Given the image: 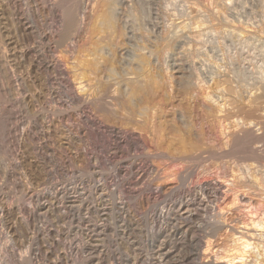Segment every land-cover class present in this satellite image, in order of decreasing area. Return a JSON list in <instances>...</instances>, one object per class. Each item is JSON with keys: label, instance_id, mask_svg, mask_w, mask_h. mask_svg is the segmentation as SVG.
<instances>
[{"label": "rangeland", "instance_id": "374dc122", "mask_svg": "<svg viewBox=\"0 0 264 264\" xmlns=\"http://www.w3.org/2000/svg\"><path fill=\"white\" fill-rule=\"evenodd\" d=\"M103 1H80L77 32L60 45L61 0H0V264H95L94 246L107 254L100 252L105 264H117L114 258L129 264H165L168 259L202 264L209 258L214 263L236 252L233 234L264 225V0H117L118 31L112 41L119 46L125 37L127 48L118 59L125 65L118 64L115 74L118 68L119 77L130 72L124 69L135 67L130 63L141 50L151 56V74L175 91V98L166 100L158 90L153 101L158 108L145 133L136 118L126 119L121 96L113 90L115 76L109 82L108 72L100 74L101 83H113L110 88L99 83L100 96H94V85L79 88L91 11ZM121 30L126 33L122 38ZM166 43L173 48L164 59L159 50ZM180 73L191 83L170 76ZM183 83L191 85L187 93L181 91ZM218 87L219 92L226 87L225 95ZM208 94L222 97V112L210 108ZM185 205L190 211L182 210ZM92 217L99 224L113 217L104 221L109 225L102 243L94 237Z\"/></svg>", "mask_w": 264, "mask_h": 264}, {"label": "bare ground", "instance_id": "6f19581e", "mask_svg": "<svg viewBox=\"0 0 264 264\" xmlns=\"http://www.w3.org/2000/svg\"><path fill=\"white\" fill-rule=\"evenodd\" d=\"M73 1H75V0H61V9H62V6H63V8H64V10H63V17H62V21H63V28H64V30L62 31V33L60 34V36H59V40H58V42L60 41V45H62V44H64L65 42L67 43L68 42V40H69V42H70V39H71V37L73 36V35H75L74 34V32L77 30V28H78V26H79V12H80V9L81 8H83V7H80V1L79 2H76V3H74ZM84 1V0H83ZM101 1V0H100ZM120 1V0H119ZM119 1H117V0H104L103 2H101V3H99V2H97L98 3V5L96 6V5H94V6H96V9L93 7V11H91L92 13H91V17H90V21H89V28H88V34L90 35V44H89V46H88V44H87V46H88V48L87 49H85V51H84V55L85 56H83L84 57V59L82 60L81 59V66L80 65H78V66H80V68H81V70L79 69V68H77L75 65H73V66H75L74 68H77V69H79V73L82 75V79L83 80H80V78H79V80H80V82L78 81V83H79V88L80 89H82V90H84L85 91V83H86V86H90V89H91V87H93V85H94V96H96V95H98L97 93H98V90L96 91V87L98 86V84L100 83V84H104V87L103 88H105L106 86V88H110L111 87V85L113 84L112 82H114V80L112 79V84L110 85L109 84V82H110V78H112L113 76H115L116 78H115V81L117 82H115L116 84H113L114 85V87H115V89H113L114 90V93L115 94H117V96L119 97V96H121V99L119 98V100L121 101V104H122V107H124V109H125V113H124V109H122V111H123V113H124V115L126 116V119L128 118H130V119H132V120H134V122H135V118L137 119V121L136 122H138V125L140 124L141 125V127H139L138 126V128H141L142 130H139V129H137V130H139L140 132L142 131L143 133H145V130H146V132L148 131L147 129H148V127L149 128H151V126H152V122L154 121V119L152 118V117H154V115L152 114L155 110L154 109H156V108H158V106H157V103H156V105H155V103L153 102L154 100H155V97H157L156 96V94L158 95V93H159V89H162V91H163V93L165 94V96L167 97H165L166 98V100L167 99H169V100H172V99H174L175 97V95L173 94V93H175V91H173V93H172V90H174V89H171L172 87H170L171 85V83L168 85V83L166 84V85H164L163 83H160V81H158V76L156 75V74H151V68H150V62H151V56L149 57L146 53H142L143 51H136L135 49H134V51H136V52H138V53H136V55H135V53L133 54V55H135V56H133V59L134 60H132V57H131V59L130 60H132L133 62H131L130 64H132V63H134L135 64V67H133L132 69H131V67L132 66H128V67H130V69H128V68H125V66H123L124 68H122V69H124V70H126L127 72L129 71V70H131L130 72H128L127 74H130V75H132L131 77H128V76H130V75H123L122 76V74H121V77H119L120 75H119V73H120V68H118V72L115 74V72H116V68L117 67H119L118 66V64H124L123 62H122V59H121V62L120 61H118V59H119V57L121 56V55H125V53H123V51L124 50H126V46H125V42H124V38H123V40L122 41H120L119 42V46H117V44L115 45V41L113 42L112 40H113V38H115V32H116V30H117V25H118V18L116 17V12L118 13V11H116V9H118V7H117V4L119 3ZM222 1V0H221ZM59 2V1H58ZM71 2H73L72 4H70ZM126 2V1H125ZM152 2V1H151ZM228 2V1H227ZM84 3V2H83ZM213 3V2H212ZM144 4V3H143ZM161 4V3H160ZM146 6V5H145ZM232 6V5H231ZM55 7V6H54ZM121 7V6H120ZM225 7V6H224ZM35 9V8H34ZM152 9V8H151ZM159 9V8H158ZM59 10V9H58ZM82 10V9H81ZM175 10V9H174ZM143 11V10H142ZM150 11V10H149ZM218 11V10H217ZM233 11V10H232ZM82 12V11H81ZM135 12V11H134ZM164 12V11H163ZM34 13V12H33ZM148 13V12H147ZM193 13H194V11H193ZM218 13V12H217ZM125 14V13H124ZM82 15V14H81ZM43 16V15H42ZM59 16V15H58ZM150 16V15H149ZM84 17V16H83ZM130 17V16H129ZM181 17V16H180ZM2 18V17H1ZM31 18V17H30ZM134 18V17H133ZM201 19V18H200ZM211 20V19H210ZM35 21V20H34ZM81 21V20H80ZM124 21V20H123ZM189 21V20H188ZM191 21V20H190ZM229 21V20H228ZM84 22V21H83ZM164 23V22H163ZM193 23V22H192ZM225 23V22H224ZM228 23V22H227ZM84 24H85V22H84ZM211 24V23H210ZM181 26V28L180 29H186V25H184V24H180ZM84 26V25H83ZM88 26V25H87ZM145 26V25H144ZM171 26H172V24H171ZM205 26V25H204ZM211 26V25H210ZM220 26V25H219ZM30 27V26H29ZM84 28V27H83ZM126 28V27H125ZM176 28V27H175ZM179 28V27H178ZM224 28H225V26H224ZM124 29V28H123ZM122 29V30H123ZM207 29V28H206ZM121 30V38L123 37V36H126L124 33H123V31ZM179 30V29H178ZM182 30V31H183ZM225 30H226V28H225ZM263 30V29H262ZM118 31V30H117ZM126 31V30H125ZM134 31V30H133ZM139 31V30H138ZM150 31V30H149ZM168 31V30H167ZM185 31V30H184ZM209 31V30H208ZM77 32V31H76ZM212 32V31H211ZM129 33V32H128ZM178 33V32H177ZM221 33V32H220ZM30 34V33H29ZM78 34V33H77ZM201 34V33H200ZM222 34V33H221ZM237 34V33H236ZM119 35V34H118ZM169 35V34H168ZM214 35V34H213ZM227 35V34H226ZM229 35V34H228ZM53 36V35H52ZM85 36V35H84ZM216 36V35H215ZM241 36V35H240ZM44 37V36H43ZM164 37V36H163ZM166 37V36H165ZM198 37V36H197ZM89 38V37H88ZM171 38V37H170ZM203 38V37H202ZM108 41H107V40ZM127 39V38H126ZM151 39V38H150ZM175 39V38H174ZM193 39V38H192ZM75 40V39H74ZM121 40V39H120ZM172 40H173V37H172ZM195 40H197V39H195ZM218 40V39H217ZM56 41V40H55ZM89 41V40H88ZM88 41H87V43H88ZM111 41H112V44H111ZM57 42V43H58ZM132 42V41H131ZM134 42V41H133ZM200 42V41H199ZM224 42V41H223ZM48 43V42H47ZM83 43V42H82ZM173 43V42H172ZM172 43H169V44H167L166 43V46H164L163 44V48L161 47V49L159 50V53H157V54H159V55H161L162 57L161 58H164L165 59V57H167V55L168 54H170V51H172ZM175 43V42H174ZM219 43V42H218ZM86 45V44H85ZM85 45H84V47H85ZM176 45V44H175ZM215 45V44H214ZM223 45V44H222ZM262 45V44H261ZM83 46V45H82ZM36 47H37V45H36ZM44 47V46H43ZM80 47V46H79ZM126 47V48H125ZM138 47V46H137ZM191 48V47H190ZM217 48V47H216ZM36 49V48H35ZM129 49V48H128ZM221 49V48H220ZM79 50V49H78ZM84 50V49H83ZM83 50H81L82 52H83ZM137 50H139V49H137ZM197 50V49H196ZM262 50V49H261ZM75 51V50H74ZM133 51V52H134ZM145 51V50H144ZM150 51V50H149ZM154 51V50H153ZM213 51V50H212ZM220 51V50H219ZM129 52V51H128ZM214 52V51H213ZM80 53V52H79ZM79 53H78V56H81V55H79ZM220 53V52H219ZM74 54V53H73ZM174 54V53H173ZM176 54V53H175ZM210 55V54H209ZM62 56V55H61ZM52 57V56H51ZM63 57V56H62ZM82 57V56H81ZM122 57H124V56H122ZM128 57V56H127ZM126 57V58H127ZM50 58V57H49ZM75 58V57H74ZM76 58L78 59V58H80V57H77V55H76ZM121 58V57H120ZM129 58V57H128ZM127 58V59H128ZM71 59V58H70ZM76 59V60H77ZM157 59V58H156ZM167 59V58H166ZM65 60V59H64ZM69 60V59H68ZM75 60V61H76ZM78 61H79V59H78ZM212 61V60H211ZM167 62V61H166ZM222 62V61H221ZM45 63V62H44ZM128 63H129V60H128ZM127 63V64H128ZM46 64V63H45ZM73 64H74V62H73ZM117 64V65H116ZM129 64V65H130ZM170 64V63H169ZM221 64V63H220ZM48 65V64H47ZM125 65V64H124ZM43 66V65H42ZM73 66H71V67H73ZM134 66V65H133ZM170 66V65H169ZM191 66V65H190ZM206 66V65H205ZM209 66V65H208ZM122 67V66H121ZM168 67V66H167ZM174 67V66H173ZM3 68V67H2ZM169 68V67H168ZM155 69V68H154ZM164 69V68H163ZM172 69V68H171ZM72 70H73V68H72ZM153 70V69H152ZM76 71V70H75ZM80 71H82V72H80ZM103 71H106V72H108V79H109V82L108 81H105L104 83H101V81L99 80V77H100V74H102V72ZM174 71H175V68H174ZM173 71V72H174ZM181 71V70H180ZM183 71V70H182ZM186 71V70H185ZM68 72V71H67ZM73 72V71H72ZM123 72H125V71H122V73ZM168 72H170L169 70H168ZM105 73V72H104ZM103 73V74H104ZM153 73V72H152ZM170 73H172V72H170ZM176 73H179V72H176ZM188 73V72H187ZM107 74V73H106ZM115 74V75H114ZM180 74H182V73H180ZM78 75V74H77ZM159 75V74H158ZM169 75V74H168ZM168 75H167V77H168ZM200 75V74H199ZM202 75V74H201ZM74 76H76V72H75V75ZM79 76V75H78ZM104 76V75H103ZM126 76V77H125ZM170 76H172V78H176L177 80L178 79H180L179 80V82L182 80L183 82L186 80L185 79V77H183V74L181 75V76H179V77H177L176 75H174V74H172V75H170ZM174 76V77H173ZM232 76V75H231ZM122 77H125V78H122ZM128 77V78H127ZM101 78V77H100ZM105 78H107V76H105ZM114 78V77H113ZM171 78V77H170ZM183 78V79H182ZM214 78V77H213ZM84 79H86L85 81H84ZM176 79H174V80H176ZM185 79V80H184ZM119 80V81H118ZM165 80V79H164ZM168 80H170V79H168ZM173 79H172V82L174 81ZM176 80V83L178 82ZM163 81V80H162ZM187 81V80H186ZM185 81V82H186ZM70 82V81H69ZM170 82V81H169ZM189 82L190 81H187L186 82V84L188 83L189 84ZM202 82V81H201ZM204 82V81H203ZM231 82V81H230ZM87 83H88V85H87ZM164 83H166V82H164ZM174 83V82H173ZM172 83V84H173ZM175 83V84H176ZM191 83V82H190ZM194 83V82H193ZM180 84H181V82H180ZM184 85H183V88L181 87V86H179V87H181L182 88V92L184 93H187L189 90L188 89H190V87H191V85L190 86H188V85H185V83H183ZM206 84V83H205ZM224 84V83H223ZM225 84H227L226 82H225ZM260 84V83H259ZM109 85H110V87H109ZM113 85H112V87H113ZM174 85V84H173ZM194 85V84H193ZM193 85H192V87H193ZM201 85V84H200ZM215 85V84H214ZM229 85H230V87H232V85L231 84H228V87H229ZM63 86V85H62ZM99 86H101V85H99ZM118 86V87H117ZM195 86V85H194ZM227 86V85H226ZM236 86V85H235ZM121 87H125V90H121ZM174 87V86H173ZM178 87V86H177ZM228 88L227 90H228V92H232L233 94H234V92H233V90H231L232 88ZM260 87V86H259ZM89 88V87H88ZM99 88V87H98ZM180 88V89H181ZM226 88V87H225ZM224 88V89H225ZM264 88V87H263ZM100 89H101V87H100ZM99 89V90H100ZM122 89H124V88H122ZM178 89V88H177ZM176 89V90H177ZM224 89H221V91L219 92V87H218V93H220L221 95H223L224 94V92H226V89L224 90ZM235 89V88H234ZM77 90V89H76ZM86 90H89V89H87L86 88ZM106 90H108V89H106ZM105 90V91H106ZM192 90V89H191ZM243 90V89H242ZM73 91V90H72ZM75 91V90H74ZM104 91V92H105ZM89 92H91V91H89ZM181 92V93H182ZM204 92V91H203ZM216 92V91H215ZM238 92V91H237ZM86 93H87V91H86ZM106 93V92H105ZM111 93H112V91H111ZM113 93V94H114ZM119 93V94H118ZM217 93V92H216ZM217 93V94H218ZM88 94V93H87ZM100 94V93H99ZM114 94V95H115ZM163 94V95H164ZM195 94V93H194ZM236 94V93H235ZM234 94V95H235ZM238 94V93H237ZM90 95H92V94H90ZM100 95H102V92H101V94ZM100 95H98V96H100ZM162 95V96H163ZM174 95V96H173ZM225 95V94H224ZM106 96V95H105ZM117 96H115V97H117ZM242 96V95H241ZM87 97V96H86ZM115 97H114V100H118V97L115 99ZM164 97V96H163ZM188 97V96H187ZM197 97V96H196ZM75 98V97H74ZM104 98V97H103ZM160 98V97H159ZM201 98V97H200ZM255 98V97H254ZM107 99V98H106ZM109 99H110V97H109ZM194 99V98H193ZM221 99H222V97H219V96H211L210 94H208L207 96H206V98H205V100L210 104V108H212L213 110H215V112L217 111L218 113H220V112H222L223 111V109H224V107H225V103L222 105L221 104ZM257 99V98H256ZM76 100V99H75ZM164 100V99H163ZM165 100V101H166ZM168 100V101H169ZM224 100H225V98H224ZM100 101V100H99ZM104 101V100H103ZM161 101V100H160ZM167 101V102H168ZM223 101V100H222ZM229 101V100H228ZM227 101V102H228ZM233 101V100H232ZM102 102V101H101ZM117 102V101H116ZM175 102V101H174ZM234 102V101H233ZM115 103V102H114ZM118 103V102H117ZM159 103V102H158ZM163 103V102H162ZM232 103V102H231ZM239 103V102H238ZM263 103V102H262ZM100 104V103H99ZM161 104V103H160ZM208 104V105H209ZM93 105H95V104H93ZM109 105V104H108ZM111 105V104H110ZM159 105V104H158ZM230 106H232L231 104H229ZM234 105H235V103H234ZM157 106V107H156ZM166 106V105H165ZM110 107V106H109ZM257 107V106H256ZM113 108V107H112ZM121 108V107H120ZM119 108V109H120ZM209 108V109H210ZM79 109V108H78ZM108 109H110V108H108ZM114 109V108H113ZM117 109V108H116ZM183 109V108H182ZM94 110V109H93ZM100 110V109H99ZM115 110V109H114ZM114 110H110V111H114ZM121 110V109H120ZM154 110V111H153ZM164 110V109H163ZM247 110V109H246ZM101 111H102V109H101ZM109 111V110H108ZM116 111V110H115ZM153 111V112H152ZM159 111H161V110H159ZM241 111V110H240ZM152 112V113H151ZM157 112V111H156ZM101 113H103V112H101ZM118 113V112H117ZM155 113V112H154ZM158 113V112H157ZM186 113V112H185ZM246 113V112H245ZM263 113H264V110H263ZM113 114L115 115L116 113H114L113 112ZM159 114V113H158ZM162 114H164V113H162ZM222 114V113H221ZM99 115V114H98ZM101 115V114H100ZM114 115H112L111 117H113ZM119 115V114H118ZM151 115H153V116H151ZM160 115V114H159ZM220 115V114H219ZM176 116V115H175ZM117 117H119V116H117ZM250 117V116H249ZM134 118V119H133ZM159 118V117H158ZM129 119V120H130ZM152 119H153V121H152ZM209 119V118H208ZM160 120V119H159ZM204 120H205V118H204ZM225 120V119H224ZM169 121V120H168ZM236 121V120H235ZM127 122L128 121H126V124H127ZM130 123H132V121H129ZM128 122V123H129ZM133 122V123H134ZM234 122V121H233ZM250 122V121H249ZM129 123V125H131ZM164 123V122H163ZM169 123V122H168ZM240 123V122H239ZM243 123V122H242ZM174 124V123H173ZM183 124V123H182ZM195 124V123H194ZM232 124V123H231ZM128 125V124H127ZM137 125V124H136ZM135 125V126H136ZM242 125V124H241ZM248 125V124H247ZM126 126V125H125ZM133 126H134V124H133ZM157 126V125H156ZM162 126V125H161ZM200 126V125H199ZM211 126V125H210ZM129 127V126H128ZM132 127V126H131ZM130 127V128H131ZM155 127V126H154ZM170 127V126H169ZM177 127V126H176ZM175 127V128H176ZM180 127V126H179ZM184 127H186L185 125H184ZM195 127V126H194ZM220 127V126H219ZM234 127V126H233ZM245 127V126H244ZM136 128V127H135ZM134 128V129H135ZM196 128V127H195ZM251 128V127H250ZM158 129H161V128H158ZM130 130V129H129ZM150 130V129H149ZM185 130V129H184ZM236 130V129H235ZM257 130V129H256ZM128 131V130H127ZM156 131H157V129H156ZM181 131V130H180ZM203 131V130H202ZM160 132V131H159ZM173 132V131H172ZM237 132V131H236ZM149 133V132H148ZM147 133V134H148ZM157 133H158V131H157ZM156 133V134H157ZM223 133V132H222ZM241 133V132H240ZM155 134V133H154ZM159 135H160V133H159ZM152 136V135H151ZM154 136V135H153ZM176 136V135H175ZM248 136V135H247ZM185 137V136H184ZM224 137V136H223ZM235 137V136H234ZM133 138V137H132ZM145 138V137H144ZM244 138V137H243ZM242 138V139H243ZM252 138V137H251ZM146 139V138H145ZM152 139V138H151ZM161 139V138H160ZM179 139V138H178ZM142 140V139H141ZM158 141V140H157ZM150 142V141H149ZM153 142V141H152ZM245 142V141H244ZM148 143V142H147ZM151 143V142H150ZM149 143V144H150ZM156 143H158V142H156ZM155 143V144H156ZM154 144V145H155ZM157 145V144H156ZM173 145V144H172ZM98 146V145H97ZM105 146V145H104ZM135 146V145H134ZM192 146V145H191ZM249 146V145H248ZM150 147V146H149ZM244 147V146H243ZM255 147V146H254ZM263 147V146H262ZM166 148V147H165ZM219 148V147H218ZM242 148V147H241ZM214 149V148H213ZM220 149V148H219ZM158 150V149H157ZM191 151H194V150H197V147H192V149H190ZM145 151V150H144ZM226 151V150H225ZM150 152V151H149ZM196 152V151H195ZM194 152V153H195ZM169 152H167V154H168ZM190 151L187 153L188 155H193V152H191L190 154ZM197 154V153H196ZM225 154V153H224ZM252 154V153H251ZM263 154V153H262ZM177 155V154H176ZM173 156V155H172ZM151 157H152V154H151ZM161 157V156H160ZM174 157V156H173ZM184 157V156H183ZM183 157H182V159H183ZM219 157V156H218ZM154 158V157H153ZM188 158V157H187ZM202 158V157H201ZM159 159V158H158ZM161 159V158H160ZM163 159V158H162ZM198 159V158H197ZM158 161V160H157ZM198 161V160H197ZM249 163V162H248ZM135 164V163H134ZM182 164V163H181ZM199 164V163H198ZM167 165V164H166ZM213 165V164H212ZM245 165V164H244ZM251 165V164H250ZM163 166V165H162ZM191 166V165H190ZM237 166V165H236ZM75 167V166H74ZM154 167H155V165H154ZM213 167V166H212ZM225 167V166H224ZM240 167V166H239ZM69 168V167H68ZM210 168V167H209ZM218 168V167H217ZM226 168V167H225ZM158 169V168H157ZM264 169V168H263ZM245 170V169H244ZM54 171V170H53ZM141 171H143V170H141ZM176 171V170H175ZM228 171V170H227ZM80 172V171H79ZM246 172V171H245ZM251 172V171H250ZM53 173V172H52ZM95 173V172H94ZM93 173V174H94ZM169 173V172H168ZM236 173V172H235ZM46 175V174H45ZM171 175H172V173H171ZM196 175V174H195ZM237 175V174H236ZM240 175V174H239ZM166 176V175H165ZM188 176V175H187ZM158 177V176H157ZM168 177H173V176H167V178ZM175 177V176H174ZM173 177V178H174ZM251 177V176H250ZM82 178V177H81ZM159 178H160V176H159ZM172 178V179H173ZM262 178V177H261ZM73 179V178H72ZM82 180V179H81ZM84 180V179H83ZM105 180V179H104ZM158 180H160L159 182H161V179H158ZM262 180V179H261ZM39 181V180H38ZM73 181V180H72ZM90 182H91V180H89ZM88 181V182H89ZM93 181H94V178H93ZM99 181V180H98ZM141 181V180H140ZM154 181V180H153ZM171 181V180H170ZM205 181V180H204ZM218 181V180H217ZM231 181V180H230ZM241 181H242V179H241ZM85 182V181H84ZM58 183V182H57ZM92 183V182H91ZM106 183V182H105ZM240 183V182H239ZM263 183V182H262ZM79 184V183H78ZM81 185V184H80ZM121 185V184H120ZM190 185V184H189ZM263 185H264V183H263ZM82 186V185H81ZM84 186V185H83ZM83 186H82V189H83ZM95 186V185H94ZM93 186V187H94ZM91 187V186H90ZM93 187H92V189H93ZM100 187V186H99ZM103 187H104V185H103ZM119 187V186H118ZM145 187V186H144ZM250 187V186H249ZM67 188V187H66ZM65 188V189H66ZM86 188H87V184H86ZM228 188V187H227ZM94 189H96L95 187H94ZM60 190V189H59ZM62 190V189H61ZM87 191V189H84V191ZM136 190V189H135ZM215 190V189H214ZM228 190V189H227ZM62 191H64V190H62ZM67 191V190H66ZM80 191V190H79ZM83 191V192H84ZM96 191V190H95ZM233 191V190H232ZM245 191V190H244ZM77 192V191H76ZM89 192V191H88ZM94 192V191H93ZM98 192V191H97ZM111 192V191H110ZM114 192H116V191H114ZM59 192H57V194H58ZM75 193V192H74ZM78 193V192H77ZM82 193V192H81ZM89 193H91L92 194V191H90ZM108 193H109V191H108ZM121 193V192H120ZM246 193V192H245ZM252 193H254V192H252ZM68 194V193H67ZM73 194V193H72ZM76 194V193H75ZM83 194V193H82ZM90 194V195H91ZM100 194V193H99ZM115 194V193H114ZM170 194V193H169ZM77 195H80V194H77ZM89 195V194H88ZM105 195H106V193H105ZM107 195H109V194H107ZM111 195V194H110ZM32 196V195H31ZM55 196H56V194H55ZM59 196V195H58ZM81 196V195H80ZM87 196V195H86ZM92 196V195H91ZM94 196V195H93ZM104 195H102L101 194V198H104L103 197ZM113 196V195H112ZM116 196V195H115ZM139 196V195H138ZM167 196V195H166ZM230 196V195H229ZM62 197V196H61ZM61 197H60V199H61ZM64 197V196H63ZM73 197V196H72ZM77 197V196H76ZM76 197H74L75 199H76ZM126 197V196H125ZM228 197V196H227ZM54 198V197H53ZM57 198V197H56ZM68 198H70V197H68ZM83 198V197H82ZM82 198H81V200H82ZM87 198V197H86ZM86 198H84V199H86ZM89 198V197H88ZM92 198V197H91ZM90 198V199H91ZM99 198V197H98ZM100 198V199H101ZM106 198V197H105ZM104 198V200H107V199H105ZM127 198V197H126ZM59 199V197H58V200H60ZM64 199H65V197H64ZM80 199V198H79ZM112 199V198H111ZM114 199H115V197H114ZM114 199H112V200H114ZM121 199V198H120ZM123 199V198H122ZM133 199V198H132ZM234 199V198H233ZM56 200V199H55ZM63 200V199H62ZM94 200V199H93ZM225 200V199H224ZM50 201V200H49ZM52 201V200H51ZM65 202H66V200H64ZM73 201V200H72ZM87 201H89V199L87 200ZM87 201H85V202H87ZM99 201V200H98ZM110 201V200H109ZM54 203H55V201H53ZM59 202H61V200L59 201ZM63 202V201H62ZM75 202H76V200H75ZM93 202H95V201H93ZM100 202V201H99ZM106 202V201H105ZM115 202V201H114ZM237 202V201H236ZM52 202H50V204H51ZM54 203H52L53 205H54ZM80 203V202H79ZM81 203H84V202H82L81 201ZM103 203V202H102ZM108 203V202H107ZM113 203V202H112ZM123 203V202H122ZM141 203V202H140ZM223 203V202H222ZM229 203V202H228ZM227 203V204H228ZM33 204H35V203H33ZM51 204V205H52ZM62 204V203H61ZM66 204V203H65ZM78 204V203H77ZM77 204H76V206H77ZM89 204V203H88ZM87 204V205H88ZM98 204V203H97ZM110 203H108L107 205H109ZM114 204V203H113ZM113 204H111V205H113ZM55 205H56V203H55ZM64 205V204H63ZM81 205H83L84 207H86V204H81ZM128 205V204H127ZM62 206V205H61ZM72 206V205H71ZM79 206V205H78ZM92 206L94 207V205H93V203H92ZM91 206V207H92ZM97 206V205H96ZM99 206H100V204H99ZM104 206V205H103ZM115 206V205H114ZM129 206V205H128ZM181 207H182V205H180ZM231 206V205H230ZM51 207H54V206H51ZM66 207V206H65ZM64 207V208H65ZM67 207H70V206H67ZM74 208H75V206H73ZM72 207V208H73ZM84 207H82V208H84ZM90 207V208H91ZM98 207V206H97ZM106 207V206H105ZM113 207V206H112ZM237 207V206H236ZM247 207V206H246ZM41 208V207H40ZM45 208V207H44ZM63 208V207H62ZM77 209H78V207H76ZM108 208V207H107ZM106 208V209H107ZM117 208V207H116ZM116 208H114V209H116ZM245 208V207H244ZM50 209V208H49ZM88 209V208H87ZM101 209V208H100ZM110 209H112V208H110ZM120 209V208H119ZM184 209H187V210H189L188 209V207L185 205V206H183V208H182V210H184ZM228 209V208H227ZM70 210V209H69ZM74 211H75V209H73ZM79 210H81V208L79 209ZM83 210V209H82ZM122 210V209H121ZM254 210V209H253ZM71 211V210H70ZM86 211V210H85ZM84 211V212H85ZM90 211H91V209H90ZM89 210L87 211V212H90ZM99 209L98 208H96V207H94V215L96 214L97 215V218L98 219H100V221H101V219H102V217H100L98 214H99ZM101 211H106L105 209H103V210H101ZM113 211H116V210H113ZM113 211H111V212H113ZM130 211V210H129ZM128 211V213H131V212H129ZM186 211V210H185ZM190 211V210H189ZM48 212H50V210L48 211ZM76 212H78V211H76ZM81 212V211H80ZM80 212H78V215L80 214ZM87 212H86V214H87ZM117 212V211H116ZM187 212V211H186ZM237 212V211H236ZM71 213V212H70ZM70 213H68V214H70ZM75 213V212H74ZM82 213H83V211H82ZM102 213V212H101ZM104 213V212H103ZM110 213V212H109ZM126 213H127V211H126ZM155 213V212H154ZM189 213V212H188ZM231 213V212H230ZM252 213V212H251ZM43 214V213H42ZM45 214H46V211H45ZM52 214V213H51ZM84 214V213H83ZM86 214H84V215H86ZM93 214V213H92ZM105 214H106V212H105ZM105 214H102V215H105ZM108 214V213H107ZM106 214V215H107ZM113 214V213H112ZM123 214H124V212H123ZM132 214V213H131ZM137 214V213H136ZM218 214V213H217ZM222 214V213H221ZM71 215V214H70ZM76 215V214H75ZM83 215V216H84ZM87 215H89V214H87ZM87 215L85 216L86 218L85 219H89L90 217L88 216L87 217ZM93 215V216H94ZM96 215H95V217H96ZM101 215V216H102ZM110 215H111V213H110ZM113 215H117V214H113ZM253 215V214H252ZM67 216V215H66ZM90 216H92L91 214H90ZM109 216V215H108ZM120 216V215H119ZM123 216V215H122ZM68 217V216H67ZM76 217V216H75ZM79 217V216H78ZM78 217H77V219H78ZM95 217L93 218H91V221H94V220H92V219H95ZM117 217V216H116ZM121 217V216H120ZM216 217V216H215ZM83 218V217H82ZM81 218V219H82ZM125 218H126V216H125ZM220 218V217H219ZM45 219V218H44ZM74 219V218H73ZM81 219H79V220H81ZM87 219V220H88ZM104 219H105V217H104ZM107 219V218H106ZM102 220V222H103V224H101V222H100V224H99V220L97 221V222H93L94 223V229H92L94 232V237H97V238H102V239H100L99 241L102 243V242H104L105 240H107V239H104L102 236H105L106 237V235H105V232H107L108 231V225H107V223L106 224H104V221H107L108 222V220L110 219H108V220ZM111 219H113V217H111ZM110 219V220H111ZM115 219V218H114ZM262 219V218H261ZM64 220H66V219H64ZM78 220V221H79ZM193 220V219H192ZM219 220V219H218ZM73 221V220H72ZM82 221H85V220H82ZM90 221V220H89ZM112 221V220H111ZM126 221V220H125ZM130 221V220H129ZM74 222V221H73ZM72 222V223H73ZM80 222V221H79ZM110 222V221H109ZM114 222V221H113ZM112 222V224L111 225H113V224H115V225H118L117 223H113ZM221 222V221H220ZM69 223V222H68ZM82 223H84V222H82ZM88 223V222H87ZM130 223V222H129ZM196 223V222H195ZM210 223V222H209ZM217 223H219V222H217ZM222 223H224V222H222ZM262 224H263V222H261ZM52 224H53V222H52ZM77 224H78V222H77ZM89 224V223H88ZM91 224V223H90ZM90 224L88 225V226H90ZM122 224H124V223H122ZM133 224V223H132ZM188 224V223H187ZM220 224V223H219ZM262 224H253V225H251V226H253V227H249V226H245L244 227V229L245 230H247V231H241V232H237V233H239L240 235H237V233L236 234H233V241H234V243H235V246L237 247V246H239V247H235L236 248V252H234L233 254H230V255H227L226 257H217L218 258V260H215L214 261V263L213 262H211L212 260L209 258L208 259V262L206 261V263H202V264H264V225H262ZM124 225H126V223L124 224ZM71 226V225H70ZM78 226L80 227V224H78ZM77 226V227H78ZM82 226H84V225H82ZM87 226V227H88ZM93 226V225H92ZM121 226V225H120ZM123 226V225H122ZM58 227V226H57ZM85 227V226H84ZM110 227L111 226H109V229H110ZM116 227V226H115ZM125 227V226H124ZM176 227V226H175ZM183 227V226H182ZM116 228H118V227H116ZM115 228V229H116ZM120 228V227H119ZM223 228V227H222ZM241 228H242V226H241ZM84 229H86V228H84ZM111 229H113L112 227H111ZM181 229V228H180ZM83 230V229H82ZM86 230H88V229H86ZM91 230V231H92ZM119 231H120V229H118ZM117 230V231H118ZM124 230V229H123ZM186 230H188V229H186ZM212 230V229H211ZM89 231V230H88ZM122 231V230H121ZM127 231V230H126ZM258 231H263V233H256V232H258ZM60 232V231H59ZM122 232H125V231H122ZM189 232V231H188ZM83 233V232H82ZM114 233L116 234V232L114 231ZM120 233V232H119ZM186 232H184V234H185ZM205 233V232H204ZM83 234H85V233H83ZM121 234V233H120ZM119 234V235H120ZM126 234V233H125ZM109 235V234H108ZM118 235V234H117ZM130 235V234H129ZM137 236H138V234H136ZM231 235V234H230ZM89 236V235H88ZM110 236V235H109ZM109 236H107L108 238H109ZM114 236V235H113ZM168 236V235H167ZM166 236V237H167ZM186 236V235H185ZM193 236V235H192ZM206 236V235H205ZM90 237V236H89ZM115 237H117V236H115ZM124 237V236H123ZM187 237V236H186ZM197 237V236H196ZM199 237V236H198ZM210 237V236H209ZM213 237V236H212ZM112 237H110V239H111ZM93 239V238H92ZM92 239H91V241H92ZM130 239H131V237H130ZM137 239V238H136ZM192 239V238H191ZM115 240V239H114ZM122 240V239H121ZM210 240V239H209ZM116 241V240H115ZM164 241V240H163ZM173 241V240H172ZM224 241V240H223ZM93 242H95V241H93ZM142 242V241H141ZM185 242V241H184ZM112 243H113V241H112ZM111 243V244H112ZM153 244V243H152ZM207 244V243H206ZM213 244V243H212ZM181 245H183V242L181 243ZM229 245V244H228ZM128 246V245H127ZM197 246V245H196ZM105 247V246H104ZM161 247V246H160ZM213 247V246H212ZM215 247V246H214ZM109 248V247H108ZM227 248V247H226ZM85 249H87V248H85ZM90 249V248H89ZM124 249V248H123ZM85 251V250H84ZM89 251V250H88ZM106 251V250H105ZM109 251V250H108ZM107 251V252H108ZM178 251V250H177ZM181 251H183V250H181ZM239 251H241V254H237V252H239ZM87 251H85V253H86ZM90 252H91V250H90ZM93 252H94V256L92 257L93 259H94V262L95 261H97L95 264H105V260L107 261V259L106 258H104V253H102L101 252V250H99L98 249V246H94V249H93ZM100 252L102 253V254H104V255H101L100 254ZM106 252V253H107ZM179 252V251H178ZM196 252V251H195ZM207 252H209V250L207 251ZM228 252V251H227ZM84 253V252H83ZM87 254H89V253H87ZM93 254V253H92ZM91 254V255H92ZM117 254V253H116ZM168 253H166V255H167ZM187 254V253H186ZM199 254V253H198ZM235 254H237L236 256H234ZM107 255V254H106ZM105 255V256H106ZM108 255H110V254H108ZM118 255V254H117ZM121 254H119V256H120ZM123 255V254H122ZM125 255V254H124ZM226 255V254H225ZM89 256V255H88ZM165 256V255H164ZM186 255H184V257H185ZM192 256V255H191ZM208 256V255H207ZM112 257V256H111ZM121 257H123V256H121ZM86 258V257H85ZM91 258V259H92ZM160 258H163L162 257V255H161V257ZM165 258V257H164ZM172 258V257H171ZM178 258V257H177ZM189 258V257H188ZM192 258V257H191ZM109 259V258H108ZM159 259V258H158ZM187 259V258H186ZM89 260V259H88ZM114 262H118L117 264H124L125 262V264H127L129 261L128 260H124V259H116V258H114ZM149 260V259H148ZM177 260V259H176ZM176 260H170V259H168V261L167 262H165V264H181V262H178V261H176ZM184 260H185V258H184ZM93 261V260H92ZM112 261H113V259H112ZM82 262V261H81ZM87 262V261H86ZM109 262V261H108ZM145 262V261H144ZM195 262V261H194ZM91 263H93V262H91ZM148 263V262H147ZM163 263V262H162ZM161 263V264H162ZM193 263V262H192ZM79 264V263H78ZM106 264H108L107 262H106ZM112 264V263H111ZM115 264V263H114ZM129 264V263H128ZM186 264V263H185ZM189 264V263H188Z\"/></svg>", "mask_w": 264, "mask_h": 264}]
</instances>
